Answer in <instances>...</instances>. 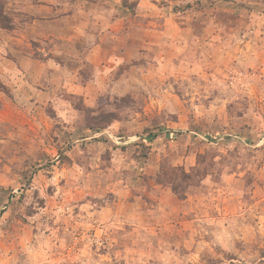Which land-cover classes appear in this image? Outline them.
I'll list each match as a JSON object with an SVG mask.
<instances>
[{
    "label": "rangeland",
    "instance_id": "obj_1",
    "mask_svg": "<svg viewBox=\"0 0 264 264\" xmlns=\"http://www.w3.org/2000/svg\"><path fill=\"white\" fill-rule=\"evenodd\" d=\"M152 2L122 0L134 44L107 72L97 31L30 36L43 61L81 52L88 95L39 85L19 112L0 71V264H264V0Z\"/></svg>",
    "mask_w": 264,
    "mask_h": 264
},
{
    "label": "crops",
    "instance_id": "obj_2",
    "mask_svg": "<svg viewBox=\"0 0 264 264\" xmlns=\"http://www.w3.org/2000/svg\"><path fill=\"white\" fill-rule=\"evenodd\" d=\"M30 2H25L28 4L21 6L19 11L22 15L27 13L33 16V21L17 26L14 33L0 29V71L3 72L5 85L11 88L19 104L8 103L6 107L18 110L26 100V104L31 103L34 95L45 97L47 93L44 89L38 90L36 86L39 85L43 88H57L60 82L68 85L66 88L74 93L88 95L93 92L92 84L83 80L78 82L77 73L84 57L81 52L64 48L59 52L60 59L56 60L55 57L43 61L33 55L30 36L31 39L37 35L46 39H62L63 44L71 47L85 44L89 33L97 31L100 39H90L94 42L86 45L90 48L88 59L94 63L93 75L97 71L107 72L113 68L117 52L124 49V54L129 55L128 49L134 44L136 30L124 24L129 19V10L121 5L122 0H76L70 4L63 0ZM139 5L141 8L148 6L147 9L151 11L155 9L152 0H140ZM163 34L165 36V31Z\"/></svg>",
    "mask_w": 264,
    "mask_h": 264
},
{
    "label": "trees",
    "instance_id": "obj_3",
    "mask_svg": "<svg viewBox=\"0 0 264 264\" xmlns=\"http://www.w3.org/2000/svg\"><path fill=\"white\" fill-rule=\"evenodd\" d=\"M7 2L8 0H0V27H7L9 25V17L7 15V11H6V6H7ZM0 88H5V86L2 84V82H0ZM105 113V114H104ZM112 117L110 116L108 113L102 111L100 112V114L93 118L92 122H94L93 124H91V126H97V127H103L106 123H108L109 118ZM100 125V126H99ZM169 137L172 136L171 132L168 133ZM153 138H155V134H150L148 136L149 140H152Z\"/></svg>",
    "mask_w": 264,
    "mask_h": 264
}]
</instances>
